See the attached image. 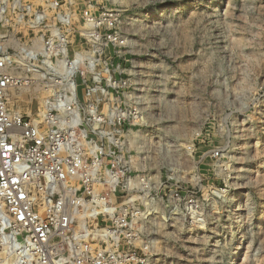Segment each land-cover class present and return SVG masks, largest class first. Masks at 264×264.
I'll return each mask as SVG.
<instances>
[{
  "label": "rangeland",
  "instance_id": "obj_1",
  "mask_svg": "<svg viewBox=\"0 0 264 264\" xmlns=\"http://www.w3.org/2000/svg\"><path fill=\"white\" fill-rule=\"evenodd\" d=\"M86 1L118 14L117 45L88 50L120 57L105 101L126 122L110 129L120 146L131 131L150 182L135 248L148 264H264V0ZM31 93L10 105L35 114Z\"/></svg>",
  "mask_w": 264,
  "mask_h": 264
},
{
  "label": "built area",
  "instance_id": "obj_2",
  "mask_svg": "<svg viewBox=\"0 0 264 264\" xmlns=\"http://www.w3.org/2000/svg\"><path fill=\"white\" fill-rule=\"evenodd\" d=\"M87 3L0 0V264H148L133 210L150 182L105 101L120 57L88 50L117 45L118 14ZM31 90L37 112L13 109Z\"/></svg>",
  "mask_w": 264,
  "mask_h": 264
},
{
  "label": "bare ground",
  "instance_id": "obj_3",
  "mask_svg": "<svg viewBox=\"0 0 264 264\" xmlns=\"http://www.w3.org/2000/svg\"><path fill=\"white\" fill-rule=\"evenodd\" d=\"M29 91V90H28ZM31 92H34V94H35V90H31ZM11 102V101H10ZM14 103V102H13ZM18 111V110H17ZM27 113V112H26Z\"/></svg>",
  "mask_w": 264,
  "mask_h": 264
}]
</instances>
